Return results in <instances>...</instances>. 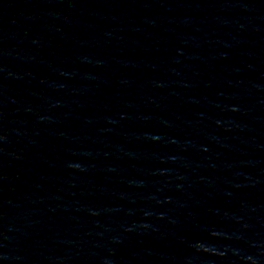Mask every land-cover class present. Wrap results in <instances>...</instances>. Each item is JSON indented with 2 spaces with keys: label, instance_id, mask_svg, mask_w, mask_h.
<instances>
[{
  "label": "water",
  "instance_id": "1",
  "mask_svg": "<svg viewBox=\"0 0 264 264\" xmlns=\"http://www.w3.org/2000/svg\"><path fill=\"white\" fill-rule=\"evenodd\" d=\"M0 264H264V0H0Z\"/></svg>",
  "mask_w": 264,
  "mask_h": 264
}]
</instances>
